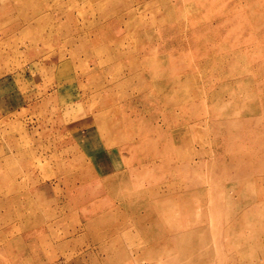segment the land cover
Returning <instances> with one entry per match:
<instances>
[{"label": "rangeland", "instance_id": "rangeland-1", "mask_svg": "<svg viewBox=\"0 0 264 264\" xmlns=\"http://www.w3.org/2000/svg\"><path fill=\"white\" fill-rule=\"evenodd\" d=\"M22 1L0 6V264H244L263 250L264 0H184L165 32L151 0H122L115 45L104 7L121 0Z\"/></svg>", "mask_w": 264, "mask_h": 264}, {"label": "bare ground", "instance_id": "bare-ground-1", "mask_svg": "<svg viewBox=\"0 0 264 264\" xmlns=\"http://www.w3.org/2000/svg\"><path fill=\"white\" fill-rule=\"evenodd\" d=\"M183 1L184 0H151L150 2H148V7H153V8H156L154 11L156 12V13H160V14H164L165 16H166V18H165V21L166 22H168V23H170V24H168V26H165L164 25V23L162 22V21H157V22H159L158 24H156V26L155 27H153L152 26V22L151 23H149V26H150V28H158L160 31H161V29H164L163 30V32H165L166 31V29H167V31H174V29L171 27V24H175V23H177L179 20H178V18H179V8L181 7V5H183ZM113 3V2H112ZM111 3V4H112ZM130 3H129V1H115L114 2V4H112V5H107V7H104V10L106 9V10H108V14H112V15H115V16H117L118 17V21H119V25H120V27H121V25H122V28H121V30H119V31H117V33L116 34H114V37H115V40L116 41H113L112 42V44L113 45H115V44H117L118 42H119V40L121 39V38H123V31H122V29L123 28H126L127 29V27H124V25L122 24L123 23V18H119L120 17V14H122V12L121 11H126L127 9L129 10L130 9ZM156 5V6H155ZM0 6L2 7V6H5V10H6V12L7 13H10V11H13V12H15V13H17V15H18V13H22L24 10H26L28 7H29V4L26 2V1H22V0H0ZM102 7V8H103ZM101 8V9H102ZM146 9V8H145ZM39 20V19H38ZM35 21V24H36V26L35 25H32V24H28V23H26V22H24V23H16V30H18V29H24L25 27L27 28L29 25H30V27L31 28H35L36 27V29H39V27H40V24L39 23H41L42 21L41 20H39V21ZM69 21V20H68ZM55 26L58 28V29H65V30H68V29H70V32H67L66 31V37H70V39L71 40H73L77 35H80L81 33H82V31L80 30V25L76 22V21H73L72 19L69 21V23H68V29H66V27H65V23H56L55 24ZM54 26V27H55ZM8 27L10 28V29H12V28H15L13 25H12V27L11 26H9L8 25ZM144 27H147V26H144ZM89 28V27H88ZM93 28V27H92ZM90 30V29H89ZM125 30V29H124ZM97 32H99V31H97ZM103 35V37L105 36L104 34H102ZM108 36V35H107ZM95 37V39L94 40H98L99 38H98V33L96 34V36H94ZM97 37V38H96ZM100 40H101V38H100ZM142 52H141V54H139V56L140 55H142V58L140 59L139 58V60H138V63H139V66L140 67H143L142 68V71H143V76H144V78H148V80H154V77H155V75H156V72H157V67L159 66L158 64H156L157 62H159L158 60H157V58L155 59V61H153V64H151V66L149 65V67H148V69L146 68V66H148L147 64H144V63H146V62H148V58H146V56H147V53H146V49H143V50H141ZM164 51V50H163ZM117 54V57H118V59H122L123 58V53L121 52H117L116 53ZM146 58V59H145ZM171 58V57H170ZM145 59V60H144ZM156 68V69H155ZM132 135H135V132H133V134ZM254 174H256V175H259V177H258V180H259V182H264V168H263V170L261 171V173H254ZM258 180H256V181H258ZM237 181H238V179H237ZM240 181H241V179H240ZM243 181V180H242ZM242 181H241V183H242ZM240 183V184H241ZM245 184H246V182H245ZM242 186V185H241ZM245 187V186H244ZM241 188V187H240ZM256 188V187H255ZM247 190V189H246ZM250 190V189H249ZM239 191V190H238ZM241 192V191H240ZM242 193V192H241ZM251 193V192H250ZM119 195V193H117V196ZM120 196V195H119ZM249 197V196H248ZM252 197V196H251ZM253 197H255V200H256V202L257 201H259V200H261V201H263L264 200V187H262V186H260L259 187V189L256 191V195L254 196L253 195ZM246 199H248L247 197H246ZM158 200V199H157ZM254 200V201H255ZM159 202V201H158ZM215 203V202H214ZM158 204V203H157ZM161 204V203H160ZM159 204V205H160ZM163 204V203H162ZM248 204V203H247ZM187 205V204H186ZM167 206V205H166ZM258 206H260V204H258ZM162 207H164V206H162ZM259 211H258V216L256 217V221L257 222H259L260 221V219H261V217L264 215V204H263V206L262 207H259V209H258ZM135 212V211H134ZM242 215V214H241ZM135 217V216H134ZM146 218H149V225L150 226H154L155 224H158L156 221H158V219H157V217H156V213H154V211H151V212H148L147 214H146V216H145ZM243 218V217H242ZM244 219V218H243ZM140 220V219H139ZM144 220V219H143ZM249 221V220H248ZM251 221V220H250ZM143 222V221H142ZM138 225V224H137ZM142 225V224H141ZM202 227V226H201ZM176 230V229H175ZM185 231V230H184ZM261 232L262 233H264V226L261 228ZM173 233V232H172ZM128 234H130L129 232H128ZM183 234V233H182ZM127 235V234H126ZM131 235V234H130ZM129 237V236H128ZM156 240H155V243L156 244H154V246L155 247H158L159 249H162V247H165L169 242H171V239H169V238H167V239H165V240H162V238H160V237H154ZM154 238H153V240H154ZM260 238V237H259ZM133 239V238H132ZM262 239H263V237H262ZM174 241V240H173ZM245 241V240H244ZM261 242V241H260ZM175 243V242H174ZM254 243V242H253ZM252 243V244H253ZM251 244V243H250ZM256 244H258L257 243V241H256ZM260 244V243H259ZM262 245V244H261ZM254 246V245H253ZM263 246V245H262ZM251 247V246H250ZM259 248V247H258ZM263 248V247H262ZM241 249V248H240ZM245 249V248H244ZM132 250V249H131ZM250 254V253H249ZM240 255H242V253L240 254ZM235 259H237V258H235ZM259 260H263L264 261V249L263 250H260V249H257V250H255V251H253V253H251L250 255H248V257L245 259V261H244V264H264V262L263 263H261ZM230 263V262H229ZM236 264V263H235Z\"/></svg>", "mask_w": 264, "mask_h": 264}]
</instances>
